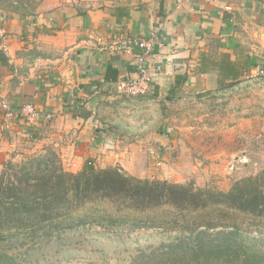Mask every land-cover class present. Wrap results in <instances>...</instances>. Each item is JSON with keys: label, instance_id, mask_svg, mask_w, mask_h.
<instances>
[{"label": "rangeland", "instance_id": "374dc122", "mask_svg": "<svg viewBox=\"0 0 264 264\" xmlns=\"http://www.w3.org/2000/svg\"><path fill=\"white\" fill-rule=\"evenodd\" d=\"M116 1L30 0L18 13L0 6V20L8 14L31 20L57 9L83 13ZM5 30L0 28L3 37ZM31 56L26 50L19 53L25 63L32 62ZM232 84L204 92H176L158 100L107 92L96 97L94 112L85 106L74 120L37 108L38 118L30 122L2 109L0 174L9 162L19 165L50 154L71 173L80 172L91 160L98 171L117 168L138 179L226 191L264 170V77H244ZM215 215L236 218L253 237L264 235V220L234 212L230 217L221 211ZM177 234L87 227L7 255L12 264H128L140 249L156 247Z\"/></svg>", "mask_w": 264, "mask_h": 264}, {"label": "crops", "instance_id": "0c3cea01", "mask_svg": "<svg viewBox=\"0 0 264 264\" xmlns=\"http://www.w3.org/2000/svg\"><path fill=\"white\" fill-rule=\"evenodd\" d=\"M5 17L0 113L3 102L12 108L32 104L46 115L62 112L69 120L85 106L94 112L96 97L116 94L117 82L135 73L133 56L113 48L120 36L156 35L148 58L149 97L155 100L217 90L234 77L242 81L264 58V0H117L83 13L57 9L31 20ZM24 50L32 62L20 59ZM109 67L117 71L116 80L107 79Z\"/></svg>", "mask_w": 264, "mask_h": 264}, {"label": "trees", "instance_id": "16d2710c", "mask_svg": "<svg viewBox=\"0 0 264 264\" xmlns=\"http://www.w3.org/2000/svg\"><path fill=\"white\" fill-rule=\"evenodd\" d=\"M29 1L0 0V6L18 13ZM108 70L107 79L116 80L117 71ZM55 160L50 154L31 157L19 165L9 162L1 172L0 264H12L11 250L87 227L178 233L140 249L128 264H264V235L253 237L236 218L215 215L264 220V170L214 191L138 179L117 168L98 171L91 160L71 173Z\"/></svg>", "mask_w": 264, "mask_h": 264}, {"label": "built area", "instance_id": "2783aa9c", "mask_svg": "<svg viewBox=\"0 0 264 264\" xmlns=\"http://www.w3.org/2000/svg\"><path fill=\"white\" fill-rule=\"evenodd\" d=\"M177 3H183V0H176ZM157 38L155 34H151L147 39H139L137 37H118L113 48L125 54H130L134 58L135 73L133 76L126 77L117 82L116 93L131 97H145L149 95L152 85V75L148 66V58L154 51ZM245 77H264V58L261 64L253 66ZM93 92L99 94L100 87L94 86ZM2 109L12 116H21L27 121H34L38 118L39 112L32 104H24L19 108H12L8 103L1 104Z\"/></svg>", "mask_w": 264, "mask_h": 264}]
</instances>
